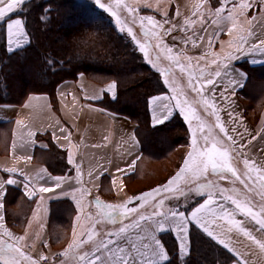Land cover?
<instances>
[{
  "label": "crops",
  "instance_id": "0c3cea01",
  "mask_svg": "<svg viewBox=\"0 0 264 264\" xmlns=\"http://www.w3.org/2000/svg\"><path fill=\"white\" fill-rule=\"evenodd\" d=\"M124 2L137 10L133 14L136 16L135 22H133L132 15L124 10V27H131L137 40L146 44L151 62L139 50L136 41L130 36L128 37L125 34L124 36L133 43L143 62L149 65L158 75L164 89L163 93L153 97H165L163 103H170L171 105H174L175 101H169L168 97L175 95L182 101L186 99L189 107H193L195 110L200 109V113L203 115L201 120L205 124L204 133H199L198 125L193 127L197 130L200 147L205 146L203 135H208L210 138L207 146H210L212 138H215L219 142L218 147H227L230 142L227 141L226 135L221 133L215 126L216 120L211 115L212 110L207 109L205 111L201 96L193 91L191 86L198 82L204 83V80L201 79V68H203V75L215 80L214 85L205 87L204 95L208 98L215 96V103L220 109L218 114L228 128V134L235 136L238 140L237 151H240L239 144H245L246 147L242 149L243 153L255 161L256 166L264 168V138H262L264 137V96L263 99L258 101L259 108L246 111L245 101L247 99L242 94L248 86H264V50L254 51L251 47L252 44L258 45L260 40H264V0H249L252 3V8L247 10L245 15L237 16V27L231 33L228 32V28L231 27L230 23L225 22L220 26L212 23L215 9L221 7V2L213 9L209 6L207 0H124ZM234 3H239V0H234ZM145 4L150 6H145ZM197 5L200 6L198 10ZM232 8V3H229L223 15L226 16ZM20 11L17 10L10 14L11 18L22 20L19 16ZM236 11L239 12L238 9ZM165 12L167 16L163 14ZM128 15H130V19ZM141 16H153L155 20L160 22L167 19L168 23L163 25L165 29L171 28L173 25L176 26L171 34L163 37V43L172 47L173 52L171 54L183 53L179 60L180 64L184 66V71H181L180 65L176 62L167 59L169 53L166 50L156 47L157 41L155 38L150 36L145 38L143 36L139 26ZM249 21H251L250 24ZM22 22L24 25L23 20ZM145 24L147 26L146 21ZM249 29L253 33L251 36H248ZM24 30L27 33L25 25ZM155 31L159 32L162 29H155ZM214 33L216 34L213 35ZM242 34L248 36V44H243L240 41ZM210 36L211 46L208 43ZM0 37L3 40L2 47H0V56L2 52L6 55L16 53L24 50L29 45L28 42L20 49H16L13 45L14 51L11 53L7 51L6 21H0ZM173 37H176V39L174 40ZM189 37L192 39L188 40ZM200 37H203V39H200ZM184 40H188V43H184ZM192 40L196 42L195 47H193ZM238 48L242 50L238 51ZM228 53L236 58L225 59ZM202 56H206V58L200 59ZM186 57L190 59H186ZM214 59L216 63H212ZM153 64L156 66L154 67ZM217 64H228L229 67L227 70L222 67L218 69ZM217 70L221 71V77H209V73H214ZM234 70L246 73L247 81L242 89L237 88L235 95H232L230 80L236 74ZM256 73L258 77L262 78H259L261 83L255 80L258 78L255 75ZM165 80L168 81V84H165ZM111 83L114 82L109 80L97 83L79 74L75 79L63 81L55 87L54 104L49 96L44 93L29 94L19 105L0 103V179L6 181L13 178L22 181L23 177L19 173L10 174L5 171L7 168L16 167L33 177V183L37 188L46 186L53 189L47 193L37 191L36 196L29 199L25 195L22 183L6 186V195L3 201L4 208L2 210L5 216L4 228L15 237H25V242H22L20 246L33 259L38 260L41 255L46 256L55 252H64L76 237H79L81 233L86 235L93 227L95 232L99 233L95 237L99 241L108 238L105 235L106 233L115 232L130 222L129 219H117L115 222L108 220L107 217L100 214L101 210L94 203L97 197L106 204H120L132 197L141 195L140 193L138 195L127 193L129 177L134 175L141 155L140 144L136 136V124L127 117L115 113L108 106V104L115 101L117 95V89L114 93L115 98H113L112 92L105 91ZM210 89L211 91H209ZM225 89H228V91H225ZM221 93H224L223 98ZM26 103L30 105L27 108L24 107ZM156 108L157 104L150 103L149 100L147 112L151 127H157L153 126V110ZM161 111L162 105L155 114L160 115ZM229 111H232L238 117L237 123H230ZM175 115L179 116L185 124V119L175 109H173V115L169 120ZM20 119L25 121L26 128L17 125L16 121ZM57 122L59 123L57 124ZM195 123L198 124L197 121ZM60 127L66 130L64 135L70 133L71 149H69V141L54 137L53 132L56 131L59 135L58 128ZM233 127L238 130L243 139H241V136H237L236 133L231 132ZM185 128L186 147L190 149L189 140L193 138L192 132L186 126ZM29 131L34 132L35 135L29 137ZM254 136L256 139H252ZM133 137L135 138L134 141L132 140ZM133 143H135L134 148ZM50 145L63 152L68 167L67 173L54 174L48 170L44 155H47ZM130 150L131 154H129ZM69 151L75 164L80 168L79 180H77L76 167L68 163ZM26 157H31V159H25ZM230 157V163L242 178L246 172L243 157L237 155L236 151L230 152ZM133 161H135L134 165ZM130 165H132L131 168ZM118 168L124 171L118 172ZM89 172L92 173L91 176H89ZM251 175L254 178L257 173ZM40 176H43V179H40ZM56 176L66 178V182L62 183L60 188H56L55 182L50 179V177ZM97 177L99 178L97 179ZM202 177L206 181L208 179L212 180L219 187L225 185V188L232 189L242 185L231 175L229 179H233L229 183L233 185L229 184L226 179H222V183H220L219 174H213L211 169ZM203 179L202 181L206 183ZM193 182L191 181L190 185L181 186V181L179 187L188 192L189 189L194 188ZM258 185L259 182H256L254 186L250 185V187L256 189ZM82 192L84 195H81ZM205 192L198 203L192 206H189L187 202H192L194 192H190L187 200L181 202L184 205L173 204L180 201L181 195L178 192L162 193L165 197L177 194L178 198L175 201L166 199L167 201H165L160 211L167 212L170 207H178L180 211H184L186 214L190 213L199 203H203L204 199H207V191ZM258 192V196L242 193L243 196H247L251 200L254 209L257 211L264 204V194L261 191ZM236 193L229 192L227 194L237 195ZM41 197H43L42 201ZM148 199L150 203L153 202L152 197ZM77 201H80L83 210L78 208ZM140 203L138 200L133 201L129 207H137L138 211L144 214H151L154 211L153 208L147 205L140 207ZM170 203L173 205H169ZM226 206L232 207L231 204ZM89 216L92 217L91 220L87 218ZM237 219L243 218L238 215ZM142 223L147 224L148 222ZM246 227L254 228L255 225L249 223L246 224ZM193 234H197L198 238L206 241L219 252L220 257L215 264H233L236 259L235 256L212 241L194 224H190L189 238ZM254 235L259 238L261 234L254 232ZM156 236L161 240L169 256V260L164 264L170 262L172 258L171 251H174L180 258L186 257L179 253L176 233L170 228H166L163 232H157ZM165 236L168 237L167 244L162 239ZM112 239H115V237H112ZM240 239L243 240V237ZM92 247V244L89 243L79 249H73L58 264H81L74 253H90ZM241 250L244 249L241 248ZM253 251L255 254L253 255L250 252L248 256L251 264H261L259 249L254 247ZM0 264H3V262L0 261Z\"/></svg>",
  "mask_w": 264,
  "mask_h": 264
},
{
  "label": "snow or ice",
  "instance_id": "6c2138e0",
  "mask_svg": "<svg viewBox=\"0 0 264 264\" xmlns=\"http://www.w3.org/2000/svg\"><path fill=\"white\" fill-rule=\"evenodd\" d=\"M27 0H0V21H6L7 37H8V52H13L15 45L16 49L23 48L26 43H28V34L24 30V25L21 19H12V13L17 10H23L21 8ZM96 3L100 8L108 11L113 17L116 18L117 23H120L119 15L116 9L123 8L130 15H132L133 22L136 20V16L133 15L136 13V8L126 4L124 0H111V3L105 4L101 3V0H96ZM229 3H232L233 8L227 12V15H223L225 9ZM145 6H150L145 4ZM197 10L199 5L196 6ZM252 8V3L249 0H239V3H234V0H221V7L215 9L214 18L212 23L220 26L225 22L231 24V27L228 28V32L231 33L233 29L237 27V16L245 15L247 10ZM239 10L237 13L236 10ZM167 16V13H163ZM140 30L145 38L149 36L155 38L157 43V48H163L166 50L169 55L167 59L169 61H174L180 65L181 71H184V66L180 64L179 57L183 53H177L175 55L171 54L173 52L172 47H169L163 43V37L171 34L176 26L173 25L171 28H163L164 24L168 23V20L165 19L163 22L157 21L153 16H141L140 18ZM147 22V27L145 24ZM251 21H249V24ZM155 29H162V31H155ZM182 31L184 29H181ZM121 31H126L127 35L130 36L134 41H136L139 50L144 53L146 58H149V52L145 43H141L137 40L135 33L131 27H121ZM214 33L213 35H215ZM253 35L251 29L248 31V36ZM248 36L241 35L240 41L243 44H248ZM175 40L176 37H173ZM192 38L189 37L188 40ZM203 39V37H200ZM188 40H184V43H188ZM211 36L209 37L208 43L211 46ZM193 47L196 46L195 40H192ZM252 50L261 51L264 50V40H260L259 44H252ZM242 50L241 48L237 49ZM206 56L200 57V59H205ZM231 53H228V56L225 59H235ZM186 59H190L187 58ZM149 62H151L149 58ZM51 64L52 62L49 61ZM212 63H216L214 59ZM155 67L156 65L153 64ZM199 67V65H197ZM223 68L227 70L228 64H217V68ZM204 69L201 68V79L204 80V83H197L191 85L193 91L197 92L201 96L203 106L205 111L211 109V115L215 117L216 127L221 133H224L229 141L227 147L221 148L218 147V141L215 138H212L210 146H207L209 142V136L203 135L205 141V146L200 147L197 137V130L193 129L192 121L195 120L198 122V131L200 134H203L205 131V124L198 116L196 110L193 107L188 106V101L181 100L177 96L173 95L168 97L169 101H175L174 105L170 103L164 104L163 101L165 97L156 96L150 98V103H156L157 108L153 110V126H158L164 124L169 118L173 115V109L178 110L179 113L183 116L186 122L189 124V129L192 132V150L188 153L187 158L184 160L183 166L180 170L172 176L166 184H163L157 188L152 189L147 193H143L140 196L132 197L128 201H125L120 204H106L99 200L97 197L94 201L96 207L101 210V215L107 217L108 220L115 222L117 219H129L128 224L123 225L115 232H108L105 235L107 239L97 241L95 239L99 233L95 232L94 227L92 230H89L87 234L81 233L79 237H76L73 243L68 245V248L62 252L60 255L67 256L69 251L73 249H79L82 246L92 244V251L83 252L80 254L74 253L77 255V259L81 264H164V262L169 260V256L166 252L165 247L162 245L161 240L156 236L157 232H163L166 228H170L173 232L176 233L178 241V250L182 256H187L190 254L191 241L189 238V225L194 224L198 229L202 230L207 237L211 238L212 241L217 243L226 249L229 253L236 257L233 264H251V261L248 259L249 253L253 255L255 252L253 248H258L261 264H264V204L259 207V210H255L252 205L251 200L247 196L242 194L229 195L227 193L232 192L236 193V189H226L215 185L212 182L208 183H197L194 188L189 189L188 192H185L179 187L181 181L188 183L190 181H197L200 177L204 176L211 169L213 174H219L220 179H227L225 173H229L231 177H234L235 180H238L240 184L244 185V188L247 192L251 193L256 182H259L261 193L264 194V168L256 166V162L251 160L243 153L242 149L246 147L245 144H239L240 151H237L238 140L235 136L228 134V128L225 126L224 122L219 116L220 109L215 103V96L208 98L204 95V89L207 85H214L215 80L213 78H207L203 75ZM236 73L235 76L230 80L231 92L232 95H235L237 88H243L247 81V74L243 71L234 70ZM162 75L164 73H161ZM221 71L217 70L214 73H209V77H221ZM165 84H168V81L165 80ZM116 89V84L111 83L105 89L106 92H112L113 98H115L114 93ZM173 91H175L173 89ZM211 91V89L209 90ZM228 91V89H225ZM222 98L224 93H221ZM162 105V111L160 115H156V111L160 109ZM29 104H25L24 107H29ZM230 118V123H237L238 117L232 112H228ZM17 125L22 128H26L27 125L25 121L20 119L16 121ZM59 122H57L58 124ZM65 129L60 127L58 128L59 135L54 131L53 135L56 139L63 138L65 141H69V149H71L70 133L64 135ZM231 132L236 133L237 136H241L238 130L233 127ZM35 133L32 131L28 132V136H34ZM264 138V137H262ZM107 139V137H105ZM241 139L243 137L241 136ZM256 139V137H252ZM134 141L135 138L133 137ZM95 146V145H94ZM135 143H133V148ZM236 151L237 155L243 157V165L246 169L244 178L238 174L237 170L230 163V152ZM131 154V150L129 152ZM25 159L30 160L31 157H26ZM68 163L76 167L77 170V180L80 178V168L75 164L74 158L69 151ZM135 161H133L134 165ZM130 168L132 165L129 166ZM6 172L10 174L19 173L23 177L22 181L17 179L9 178L6 181L0 179V261L3 264H40V261H44L47 257L41 255L39 259H33L25 251L22 250L20 246L22 242H25V237H15L11 232L4 228L3 221L5 216L3 215L4 208V197L6 195V186L7 185H17L19 183L23 184L25 189V195L29 199H33L37 191L39 193H47L52 191V188L46 186H39L38 188L33 183L34 178L29 174L25 173L22 169H17L16 167L5 169ZM118 172H123V169H117ZM252 173H257L253 178ZM92 173L89 172V176ZM43 179V176L39 177ZM99 177H97L98 179ZM51 180L55 182V187L60 188L62 183L66 182L65 177L56 176L50 177ZM205 191H207V199H204L203 203H199L190 213H185L180 211L178 207H170L167 212L160 211L161 207L165 203V199H176L178 197L167 196L156 200L155 198L160 196L161 193H179L185 198H188L190 192H195L196 195L204 196ZM81 195H84L82 192ZM149 197L153 198V202H149ZM43 197H41V201ZM140 201V207L145 205L154 209L151 214H144L138 211L137 207H129L133 201ZM231 204L232 207L229 208L226 205ZM78 208L83 210V206L80 201H77ZM118 214V215H117ZM135 214V215H133ZM242 217L243 219H237V216ZM89 220L92 219L91 216L87 217ZM79 219V217H78ZM142 222H148L147 224ZM255 225L254 228L246 227V224ZM42 227V225H41ZM133 230L134 234H133ZM255 233H260L258 238ZM39 235V234H37ZM115 237V239H112ZM243 237V240L240 239ZM11 241V242H10ZM247 242V243H246ZM47 246V245H45ZM241 248L244 250L242 251Z\"/></svg>",
  "mask_w": 264,
  "mask_h": 264
},
{
  "label": "trees",
  "instance_id": "16d2710c",
  "mask_svg": "<svg viewBox=\"0 0 264 264\" xmlns=\"http://www.w3.org/2000/svg\"><path fill=\"white\" fill-rule=\"evenodd\" d=\"M207 2L213 9L221 0ZM21 8L19 16L24 21L29 45L16 53H1V104L19 105L33 93L47 94L54 104L55 87L79 74L97 83L111 80L116 84L117 95L108 106L136 124L141 149L135 173L129 179L152 177L147 172L140 173V162L142 165L143 161L165 159L172 152L178 153L177 163L183 158L186 128L179 116L175 115L160 126H150L148 101L164 92L158 75L142 61L133 43L116 32L94 0H30ZM2 43L0 37V47ZM259 78L262 79L255 80L261 83ZM242 94L247 99L246 111L257 109L258 101L264 96V86H248ZM46 154L44 161L51 173L68 172L63 152L50 145ZM176 166L167 171V176ZM197 236H190L189 255L180 258L171 251L168 264H215L219 252ZM162 239L167 244L168 237Z\"/></svg>",
  "mask_w": 264,
  "mask_h": 264
},
{
  "label": "rangeland",
  "instance_id": "374dc122",
  "mask_svg": "<svg viewBox=\"0 0 264 264\" xmlns=\"http://www.w3.org/2000/svg\"><path fill=\"white\" fill-rule=\"evenodd\" d=\"M94 3L95 5L97 6L98 9L104 11L106 13V15L108 16L109 20L111 21V23L113 24V26L115 27L116 29V32L120 35H123L124 34L126 36H128L126 34V32L124 33V31H121V27L123 26L124 27V9L121 8V9H116L118 15H119V18H120V23L118 24L117 23V20L115 17H113L108 11H105V9L103 8H100L99 5L96 3V0H94ZM101 3H105V4H109L111 3V0H101ZM129 19H130V15H128ZM129 37V36H128ZM143 61V60H142ZM198 116L200 117V119L203 117V115L200 113V109H197L196 110ZM196 121H192V127H196L198 124L195 123ZM187 129L189 128V124L188 122L185 121V124H184ZM190 142V149H188V147H186V151H185V154L183 155V158L181 160L176 161V158L178 155L177 152H172V153H169L167 156H165V159L161 158L159 160L157 159H153V160H148V161H143L142 162V165H141V162H140V168H141V174H144V173H148L150 176L152 177H148V178H143L142 180H128V188H127V193H134V192H138L140 194L142 193H146L148 191H151L152 189L154 188H157L163 184H166L167 181L172 177L174 176L179 170L180 168L183 166V163H184V160L187 158L188 156V153L192 150V147H191V143H192V139L189 140ZM175 149H172L171 151H174ZM149 151V149H148ZM170 151V152H171ZM150 152V151H149ZM167 157V158H166ZM179 164V165H178ZM177 165V166H176ZM172 166H176V168L169 173V175L167 176V171L169 172L171 167ZM152 173V174H151ZM246 173V172H245ZM225 176H227L228 178L226 179V181L229 183L230 181H232L233 178H230V174H227L225 173L224 174ZM167 176V177H166ZM245 176V175H244ZM244 176H242V178H244ZM166 177V178H165ZM204 177H200L199 180L197 181H194L193 184H194V187L197 183H204L202 181ZM206 183L208 182H212L213 184H215L212 180L208 179L206 181V179L204 178L203 179ZM220 183H222V179L220 181ZM191 184V181L188 182V183H185L182 181V184L181 186H187V185H190ZM231 185H233L232 183H229ZM225 186V185H224ZM223 185L221 187H224ZM225 188V187H224ZM185 189V188H184ZM226 189H229L228 187ZM236 191L237 193L236 194H242V193H248L250 195H255V196H258V191H261L260 190V185H258V187H256V189H253V191L251 193L247 192V190L244 188V186L242 185H239V186H236ZM206 193V192H205ZM174 197H178L177 194L175 195H172ZM165 196L162 195V193L160 194V196L156 197L158 200L161 199V198H164ZM193 200L192 202H187V204H189V206L193 203H196L197 201L200 200V197L199 195H196L195 192H194V195H193ZM243 197V194L241 195L240 198ZM177 199V198H176ZM176 199H171L172 201H175ZM184 200H187L185 198V196H182L180 197V201H177V202H172L174 205H184V204H181L182 201ZM165 201H167L165 199ZM172 203H170L169 205H173ZM255 208V207H254ZM216 262V260H215Z\"/></svg>",
  "mask_w": 264,
  "mask_h": 264
},
{
  "label": "built area",
  "instance_id": "2783aa9c",
  "mask_svg": "<svg viewBox=\"0 0 264 264\" xmlns=\"http://www.w3.org/2000/svg\"><path fill=\"white\" fill-rule=\"evenodd\" d=\"M188 48V47H186ZM62 252H55L51 255L47 256V259L44 261H40V264H57L59 261L63 259L64 256L60 255Z\"/></svg>",
  "mask_w": 264,
  "mask_h": 264
},
{
  "label": "bare ground",
  "instance_id": "6f19581e",
  "mask_svg": "<svg viewBox=\"0 0 264 264\" xmlns=\"http://www.w3.org/2000/svg\"><path fill=\"white\" fill-rule=\"evenodd\" d=\"M49 255H51V254H49ZM49 255H46L45 257H47V256H49ZM59 262H60V261H59ZM59 262H58V263H59ZM58 263H57V264H58Z\"/></svg>",
  "mask_w": 264,
  "mask_h": 264
}]
</instances>
